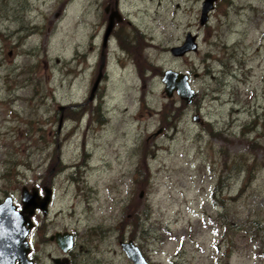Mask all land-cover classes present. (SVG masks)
I'll list each match as a JSON object with an SVG mask.
<instances>
[{"label": "rangeland", "instance_id": "374dc122", "mask_svg": "<svg viewBox=\"0 0 264 264\" xmlns=\"http://www.w3.org/2000/svg\"><path fill=\"white\" fill-rule=\"evenodd\" d=\"M108 1L0 0V201L54 192L33 261L75 231L74 264H132L129 239L150 264H264V0H216L204 25V0H119L102 52ZM187 32L197 51L173 56Z\"/></svg>", "mask_w": 264, "mask_h": 264}, {"label": "water", "instance_id": "95a60500", "mask_svg": "<svg viewBox=\"0 0 264 264\" xmlns=\"http://www.w3.org/2000/svg\"><path fill=\"white\" fill-rule=\"evenodd\" d=\"M215 1L216 0H204L202 2L200 13L201 25L207 23L209 13L212 11ZM117 19L120 20V16ZM112 27L113 20L110 19L108 20L103 34V47L106 45ZM196 50V35L190 32L186 33L185 40L181 45L170 48V52L173 56H183L188 52H194ZM101 68L102 66L100 67L98 76L93 82L88 100L93 98L94 92L100 83ZM161 81L164 85V92L168 98L176 93L181 100L189 103L196 95L189 83V77L186 73L167 69L163 72ZM63 108V106H60L59 109ZM61 119L62 118H60V121ZM194 119L197 121L199 120L197 116H194ZM51 193L52 190L49 187H44V196L41 198L37 188H32L31 191H29L27 187L23 186L21 189V209H17V206L13 203L10 196H7L0 203V264H33V260L28 258L30 246L27 235L34 226L32 217L36 209L42 210L44 213L47 211ZM49 238L50 240H54L64 252L72 246V234L68 231L55 232ZM119 244L132 264H150L143 256L139 247L135 245L131 239L119 241ZM52 260L54 263L60 264L59 258L55 257Z\"/></svg>", "mask_w": 264, "mask_h": 264}, {"label": "flooded vegetation", "instance_id": "af4514ba", "mask_svg": "<svg viewBox=\"0 0 264 264\" xmlns=\"http://www.w3.org/2000/svg\"><path fill=\"white\" fill-rule=\"evenodd\" d=\"M106 6L104 7V15L106 16V18H107V22H106V24L108 23V20H113V27H112V30H111V32H110V35L108 36V39H107V42H106V45L103 47V43H102V45H101V48H102V52H105L106 51V48H107V44H108V40L110 39V36H111V34H115L116 33V29H117V27H119L120 25H122L123 23H130V21H129V19H128V17H127V15L125 16V15H123L122 13V11H121V9H120V6H119V0H109L106 4H105ZM120 16V20H118L117 18ZM102 55H101V57L100 58H103V55L106 57V55H105V53H101ZM104 73V72H103ZM105 73L103 74V78L105 77ZM46 185L44 184V185H40L39 186V188H38V193H39V195H40V197L42 198V196H43V194H44V187H45ZM50 186V185H49ZM51 187H53L52 185H51ZM6 194V196H4V198L0 201V203L7 197V196H10V194H7V193H5ZM53 194H54V192L52 191V193H51V195H50V202H49V204H48V207H47V211L44 213L42 210H40L39 212L42 214V218L45 220L46 218H47V216H48V213H49V207L51 208L52 207V205H53ZM11 197H13V196H11ZM14 203V202H13ZM15 204V203H14ZM22 204H21V193H20V206H21ZM57 232V231H56ZM62 232H64V231H62ZM55 233V232H54ZM53 233V234H54ZM71 234H72V246H71V248L70 249H68L66 252H63L61 249H60V247H59V249L63 252L62 254H60V256H57L60 260H59V263L60 264H74L75 263V259H74V257L73 256H71V252H70V250L73 248V253H74V250L76 249V248H78V247H80V250L79 251H77L76 253H75V255H77V256H82V254L83 253H86V251H87V249H88V251H89V248H86L85 246H84V243L80 246V245H77L78 244V233L77 232H70ZM52 235V234H51ZM50 235V236H51ZM49 236V237H50ZM49 240H50V238H49ZM51 242H54L55 243V241H52V240H50ZM58 246V245H57ZM88 253V252H87ZM55 264H57V263H55Z\"/></svg>", "mask_w": 264, "mask_h": 264}, {"label": "bare ground", "instance_id": "6f19581e", "mask_svg": "<svg viewBox=\"0 0 264 264\" xmlns=\"http://www.w3.org/2000/svg\"><path fill=\"white\" fill-rule=\"evenodd\" d=\"M45 187H48V186H45ZM52 191H53V189H52V187H49ZM11 197V196H10ZM12 198V200H13V197H11ZM16 205V204H15ZM82 247V246H81ZM73 255V254H72ZM77 258V257H76Z\"/></svg>", "mask_w": 264, "mask_h": 264}]
</instances>
